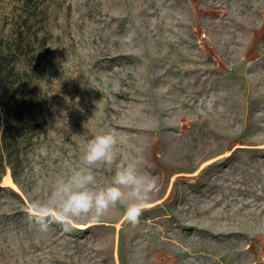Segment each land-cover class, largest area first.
<instances>
[{
    "label": "rangeland",
    "instance_id": "rangeland-1",
    "mask_svg": "<svg viewBox=\"0 0 264 264\" xmlns=\"http://www.w3.org/2000/svg\"><path fill=\"white\" fill-rule=\"evenodd\" d=\"M36 4L0 0V37L39 38L20 67L46 117L0 179V264H264V0ZM108 129L158 180L139 221L117 205L39 231L33 200Z\"/></svg>",
    "mask_w": 264,
    "mask_h": 264
},
{
    "label": "clouds",
    "instance_id": "clouds-1",
    "mask_svg": "<svg viewBox=\"0 0 264 264\" xmlns=\"http://www.w3.org/2000/svg\"><path fill=\"white\" fill-rule=\"evenodd\" d=\"M135 39L136 33L128 31L120 42L133 46ZM118 144V136L111 129L89 139L78 163L67 174L57 175L44 199L33 200L29 221L41 232L48 231L49 221L67 231L80 221H99L120 205L126 220L137 223L158 190V180L142 171L137 162H118ZM103 166L114 169L107 185H100L95 175Z\"/></svg>",
    "mask_w": 264,
    "mask_h": 264
},
{
    "label": "trees",
    "instance_id": "trees-1",
    "mask_svg": "<svg viewBox=\"0 0 264 264\" xmlns=\"http://www.w3.org/2000/svg\"><path fill=\"white\" fill-rule=\"evenodd\" d=\"M37 7V0H23ZM38 36L25 39L23 31L0 37V179L14 168L29 139L46 122L40 90L29 84L20 63L38 58ZM0 188H4L0 186Z\"/></svg>",
    "mask_w": 264,
    "mask_h": 264
}]
</instances>
